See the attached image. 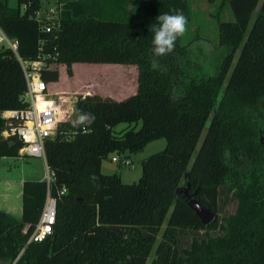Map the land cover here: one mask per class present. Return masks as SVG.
Returning a JSON list of instances; mask_svg holds the SVG:
<instances>
[{
  "label": "trees",
  "instance_id": "1",
  "mask_svg": "<svg viewBox=\"0 0 264 264\" xmlns=\"http://www.w3.org/2000/svg\"><path fill=\"white\" fill-rule=\"evenodd\" d=\"M223 1L233 21L218 23L223 55L206 74L187 67L180 38L169 55L152 51L158 15L180 10L189 21L187 0H56L59 27L48 34L35 17L40 0H0V30L20 60L36 59L43 43L68 75L72 64L136 68L134 94L78 97L76 119L88 113L93 123H61L44 142L49 181L22 182L20 218L0 211V264H145L150 254L148 264H264V0L243 41L260 0ZM55 68L40 72L44 83L57 81ZM24 91L18 61L0 46V132L2 112L25 108ZM48 104L38 100L41 111ZM159 139L164 148L140 162L137 182L101 173L110 155ZM11 141L0 139V158L18 157ZM185 184L213 213L209 224L175 195ZM228 195L234 209L217 218ZM46 196L51 233L26 243Z\"/></svg>",
  "mask_w": 264,
  "mask_h": 264
},
{
  "label": "rangeland",
  "instance_id": "2",
  "mask_svg": "<svg viewBox=\"0 0 264 264\" xmlns=\"http://www.w3.org/2000/svg\"><path fill=\"white\" fill-rule=\"evenodd\" d=\"M55 2L56 0H40L37 17H45L48 10L57 8ZM187 2L190 19L185 35L179 39V45L183 46L187 52L186 59L183 61L187 67L197 69L198 73L212 74L215 63L223 55L217 43V25L219 22H232L233 17L227 3L223 0H187ZM260 2L261 0L249 18L241 41L244 40L247 29L257 14ZM6 4L9 8H15L16 0H6ZM237 53L238 51L235 52L233 59H235ZM72 65L70 66L69 75L66 73L64 65L59 64L55 68L58 79L54 87L49 85V92L55 99L74 98L73 96H80L81 93L88 92V96L96 95L103 98L109 95L120 101L135 92L136 68L132 65H126L122 69H120L121 65L86 64L85 68L80 67L82 64L74 67ZM124 127L125 124H120L115 128V131H119ZM203 132L204 130L195 149H197L202 139ZM164 145V140L159 139L148 143L142 150L134 154H128L127 152L113 154L112 156L118 157L117 162L112 163L107 159L103 160L101 162V173L104 175L118 174L123 184L135 183L141 174L140 162L148 156L161 151ZM125 158L129 161V164L118 167ZM0 177L11 183L12 187L18 188L19 182L23 179L45 178V167L39 158L18 156L8 159L7 157H2L0 159ZM46 180H48L47 176ZM230 198V195H228L220 214H217V218L233 211L234 200ZM151 258L152 254H150L145 264H148Z\"/></svg>",
  "mask_w": 264,
  "mask_h": 264
},
{
  "label": "built area",
  "instance_id": "3",
  "mask_svg": "<svg viewBox=\"0 0 264 264\" xmlns=\"http://www.w3.org/2000/svg\"><path fill=\"white\" fill-rule=\"evenodd\" d=\"M39 30L48 34L55 32L59 27L58 10L52 8L48 10L46 16L37 17ZM16 41L9 40L0 30V46L8 48L15 56L21 68L25 81V91L21 96V100L26 104L25 108L16 111H7L1 113V118L5 121V127L0 132V139L11 141L12 139L19 143L17 155L28 158H39L44 162V142L52 139L56 135L59 124L72 122L76 120V102L77 98L88 96V92L81 93L80 96L74 98L59 99L48 90V84L44 83L40 78V72L50 70L57 67L55 58L56 54L43 53L42 45L38 48L40 52L36 59L31 61L20 60L16 51ZM54 51V49H51ZM38 100L50 102L41 111L38 106ZM12 142V141H11ZM118 157L112 156L110 162H117ZM125 165V163H123ZM45 172L49 181V172L45 166ZM54 206L55 200L46 196L44 206L42 208L40 218L28 236L26 243H38L44 240L50 233L54 224Z\"/></svg>",
  "mask_w": 264,
  "mask_h": 264
},
{
  "label": "clouds",
  "instance_id": "4",
  "mask_svg": "<svg viewBox=\"0 0 264 264\" xmlns=\"http://www.w3.org/2000/svg\"><path fill=\"white\" fill-rule=\"evenodd\" d=\"M156 21L157 24L152 26L154 33L152 51L154 56L163 57L172 53L177 39L185 35L188 19L182 11L173 10L172 13L159 14ZM94 119L95 117L91 114L81 113L74 121V125H91Z\"/></svg>",
  "mask_w": 264,
  "mask_h": 264
},
{
  "label": "crops",
  "instance_id": "5",
  "mask_svg": "<svg viewBox=\"0 0 264 264\" xmlns=\"http://www.w3.org/2000/svg\"><path fill=\"white\" fill-rule=\"evenodd\" d=\"M74 66H79V64L72 65V67H74ZM125 66L126 65H121L120 69H122V67H125ZM80 67L85 68L86 64H82V65H80ZM121 81H124V80H121ZM49 85L54 87L55 83H49L48 84V90H49ZM135 89H136V86H135ZM135 89H134V91H135ZM106 96L112 100H115V101L118 100V99L112 98L109 95H106ZM111 157H112V155H110L107 160L110 161ZM7 158L13 159V157H7ZM123 163H125V165H127V164H129V161L126 160V158H125V160L123 159L119 164L120 166H118V167H121L123 165ZM43 164H44V162H43ZM45 166L46 165H44V167ZM100 171H101V165H100ZM119 178H120V176H119ZM23 181H26V180L25 179L21 180L19 182L20 183L19 187L17 188V187H12L11 183H9L8 181H6L5 179H2L0 177V211L5 212V213L17 218V219L20 218V215H21V184ZM31 181H46V172H45V178L44 177L34 178Z\"/></svg>",
  "mask_w": 264,
  "mask_h": 264
},
{
  "label": "water",
  "instance_id": "6",
  "mask_svg": "<svg viewBox=\"0 0 264 264\" xmlns=\"http://www.w3.org/2000/svg\"><path fill=\"white\" fill-rule=\"evenodd\" d=\"M9 145H13V142L8 141ZM175 195L182 196L186 200V205L188 209L194 214V216L200 221L202 225H207L213 220V213L206 209L204 206L200 205L193 196L195 191L191 194L189 193V185L179 187L175 190Z\"/></svg>",
  "mask_w": 264,
  "mask_h": 264
}]
</instances>
